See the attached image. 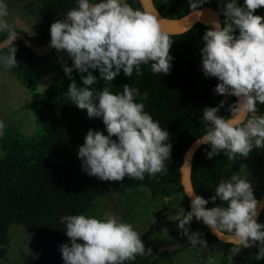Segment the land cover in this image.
Segmentation results:
<instances>
[{
    "label": "clouds",
    "instance_id": "9594fccd",
    "mask_svg": "<svg viewBox=\"0 0 264 264\" xmlns=\"http://www.w3.org/2000/svg\"><path fill=\"white\" fill-rule=\"evenodd\" d=\"M189 2L196 10L205 0ZM218 8L224 16L223 24L217 19L203 33L201 70L206 77L218 80L216 94L237 99L229 105L228 118L218 115L223 100L217 106L203 108L206 130L198 142L210 145L209 159L223 152L229 160H235L237 155L247 157L254 147L264 148V115L257 114V103L264 104V16L255 14L264 8V0H243V4L218 0ZM8 15L5 0H0V32L7 33L11 45L8 54L0 56V63L12 68L18 66L13 45L17 33L9 26ZM49 31L50 46L72 60L71 67L61 65L70 80L67 96L79 109L86 110L89 118H102L107 132L87 131L77 153L82 171L102 181H122L126 176L142 180L146 173L155 177L168 171L165 161L172 147L166 143L169 133L144 110L142 102H135L140 95L138 89L125 84L122 94H114L108 87L99 92L89 87L97 82L90 69L98 70L100 79L108 82L121 69L128 77L134 69L142 75L140 66L149 62L154 74L170 73L173 40L157 16L133 9L127 0H78V7L69 10L64 19L52 22ZM73 70L86 73L80 77L82 87L72 77ZM141 99H147L146 92ZM241 111L251 115L233 122ZM4 128L0 121V134ZM214 192L209 199L219 198L227 206L208 208L209 200L194 195L190 211L178 220V228L187 233L185 226L195 217L216 233H229L230 240L241 247L257 246L255 258L264 259V224L257 222L259 202L248 178L234 174L230 180H221ZM61 222L70 239V245L60 246L64 264H123L145 254L141 235L113 213L99 219L65 215ZM188 238L193 245L206 246L198 233Z\"/></svg>",
    "mask_w": 264,
    "mask_h": 264
},
{
    "label": "trees",
    "instance_id": "16d2710c",
    "mask_svg": "<svg viewBox=\"0 0 264 264\" xmlns=\"http://www.w3.org/2000/svg\"><path fill=\"white\" fill-rule=\"evenodd\" d=\"M152 2L167 19H181L194 11L190 8L189 0ZM237 2L243 4V0ZM127 3L133 9L145 11L140 0H127ZM24 7L36 19L37 30L31 36L14 31L24 34L35 45H46L50 40L51 23L64 19L69 10L78 7V0H30ZM200 8L215 9L223 24L224 16L218 8V0H205ZM255 14L264 16V8L257 9ZM210 26L212 25L207 22L199 21L183 32H168L173 40L170 49L172 67L168 74H154L149 62L140 66L142 75H137L134 69L132 76L128 77L121 69L114 80L108 82L100 79L98 70L90 69L97 77L96 84L89 86L94 92L108 87L112 93L122 94L125 84L138 89L140 95L135 97V102H142L144 110L169 133L166 143H171L172 147L170 158L165 161L168 171L157 173L155 177L146 173L142 180L126 176L122 181H102L82 171V162L77 153L78 147L84 143L87 131L100 130L105 135L107 132L102 118H89L87 111L79 109L66 94L70 80L61 65L71 67L72 60L65 52H57L53 47L47 54L40 55L22 41H13L18 66L7 68L31 92L29 106L35 114L37 129L25 135L18 125L10 124L0 134V256L4 255L9 242L8 228L11 224H17L32 234L39 264H64L60 246L70 245V239L61 217L86 215L98 200L137 187H146L152 196L157 197H171L181 193L184 211L176 219L178 225V220L190 211L189 199L181 183L183 160L189 145L205 133L203 108L217 106L223 100L225 103L218 115L228 118L229 105L236 101L234 96L216 94L214 88L218 80L206 77L201 70L202 36ZM235 34L238 35V30ZM6 37V32H0V42ZM10 47L9 44L0 49V56L8 54ZM50 57L56 59L53 75L46 88L37 92L43 75L40 66L44 59ZM23 62H28L33 67L25 68L22 66ZM82 75L86 73L75 70L72 72L79 87L83 86L80 79ZM145 92L147 99L142 100ZM257 113L264 114V104L257 103ZM112 139L117 138L113 136ZM210 150V145L202 144L195 151L191 163V183L196 195L209 200L206 207H226L227 202L219 198L212 201L209 198L215 195L219 182L230 180L232 175H236L240 163L254 156L257 148L254 147L247 157L237 155L235 160H229L223 152L209 159L207 152ZM261 188L262 194L264 184ZM257 222L264 224V206ZM188 225H195V217ZM140 235L145 245V254L137 255L134 260L124 261L123 264H148L150 250H156L160 243L165 242L162 238L143 233ZM213 239L217 238L209 230L203 234L205 244H210ZM158 260L159 258L155 264ZM250 264H264V259Z\"/></svg>",
    "mask_w": 264,
    "mask_h": 264
},
{
    "label": "rangeland",
    "instance_id": "374dc122",
    "mask_svg": "<svg viewBox=\"0 0 264 264\" xmlns=\"http://www.w3.org/2000/svg\"><path fill=\"white\" fill-rule=\"evenodd\" d=\"M29 1L5 0V3L9 12L6 18L9 26L31 36L37 30V21L24 7ZM55 64L56 59L53 57L44 59L40 66L43 75L37 92L43 91L48 85ZM22 66L33 67L28 62H23ZM31 97L30 90L23 86L3 63H0V121H3L5 126L18 125L25 135L34 132L37 124L35 114L29 106ZM236 175L248 178L257 199L262 192L261 185L264 184V148H257L254 156L240 163ZM183 211L184 198L181 193L171 197H157L152 196L146 187H137L98 200L85 216L99 219L105 213H113L123 222L131 224L139 234L172 242L181 235L176 219L182 216ZM186 226L191 228L192 233H198L202 240L203 234L208 230L202 220L195 219L194 226ZM8 235L9 242L4 255L0 256V264H39L32 234L21 225L11 224ZM176 251L165 253L156 264H250L260 260L255 258L259 248H244L239 244L227 245L217 239H213L204 247L199 244L193 245L190 241L187 246Z\"/></svg>",
    "mask_w": 264,
    "mask_h": 264
},
{
    "label": "water",
    "instance_id": "95a60500",
    "mask_svg": "<svg viewBox=\"0 0 264 264\" xmlns=\"http://www.w3.org/2000/svg\"><path fill=\"white\" fill-rule=\"evenodd\" d=\"M140 1H141L143 8L146 12H150V13L157 16V19L160 22L163 30L166 32H183V31L187 30L192 24L199 22V21L207 22V23L213 25V23L217 19L220 20L218 12L212 8L196 9L181 19H167L158 12V10L155 8L152 0H140ZM15 40L22 41L31 50L35 51L36 53H38L40 55L47 54L52 48L50 46V40H49L48 44H46V45H35L29 40V38L27 36H25L22 33H17ZM7 45H9V42L7 40V37H6L5 39H3L0 42V49L4 48ZM245 116H246V114L241 111L233 117V119H234L233 122L239 123L240 121H243ZM199 138L194 140L189 145V147L186 150L184 160H183L181 183L183 186V191H184L185 195L187 196V198L189 199V203H191L192 197L194 195H196L194 188L192 186V183H191V163H192V158L194 156L195 151L202 145L201 143L198 142ZM258 202L259 203L257 206V212L259 215L262 207L264 206V192L258 198ZM258 215H257V217H258ZM257 217H256V219H257ZM206 226L208 227V230L210 231V233L212 235H214L219 241H221L223 243L236 244L230 240V234L229 233H225L223 231H218L216 233L208 225H206ZM185 227L188 230L187 233H185L181 229L182 230L181 235L175 241L162 242V243H160L159 247L156 250L151 249L150 250L151 256L149 258L148 264H155V261L158 258L162 257L165 252L172 253L176 250H179V249L187 246L190 243V240L188 237H189V235L192 234V230L190 227H187V226H185Z\"/></svg>",
    "mask_w": 264,
    "mask_h": 264
},
{
    "label": "built area",
    "instance_id": "2783aa9c",
    "mask_svg": "<svg viewBox=\"0 0 264 264\" xmlns=\"http://www.w3.org/2000/svg\"><path fill=\"white\" fill-rule=\"evenodd\" d=\"M257 114H258V113H257ZM250 115H251V114H246V116H245V118L243 119V121L246 120L247 117L250 116ZM258 115H259V114H258Z\"/></svg>",
    "mask_w": 264,
    "mask_h": 264
},
{
    "label": "crops",
    "instance_id": "0c3cea01",
    "mask_svg": "<svg viewBox=\"0 0 264 264\" xmlns=\"http://www.w3.org/2000/svg\"><path fill=\"white\" fill-rule=\"evenodd\" d=\"M181 232H182V230H181ZM212 242V241H211ZM234 245V244H233Z\"/></svg>",
    "mask_w": 264,
    "mask_h": 264
}]
</instances>
